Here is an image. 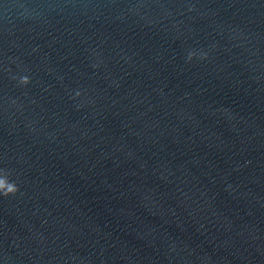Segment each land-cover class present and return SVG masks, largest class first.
<instances>
[{
    "label": "water",
    "instance_id": "water-1",
    "mask_svg": "<svg viewBox=\"0 0 264 264\" xmlns=\"http://www.w3.org/2000/svg\"><path fill=\"white\" fill-rule=\"evenodd\" d=\"M0 264H264V0H0Z\"/></svg>",
    "mask_w": 264,
    "mask_h": 264
}]
</instances>
